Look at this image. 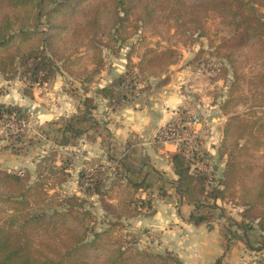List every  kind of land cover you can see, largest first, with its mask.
Returning a JSON list of instances; mask_svg holds the SVG:
<instances>
[{"label":"trees","instance_id":"1","mask_svg":"<svg viewBox=\"0 0 264 264\" xmlns=\"http://www.w3.org/2000/svg\"><path fill=\"white\" fill-rule=\"evenodd\" d=\"M211 18L219 19L215 30ZM145 31L167 35L177 44L219 36L215 51L225 61L221 71L229 87L225 104L237 99L261 116H228L219 146L220 157L227 160L217 183L194 169L185 144L166 153L177 175V193L194 207L190 223H210L213 210L221 208L219 201L233 198L242 219L229 217L223 236L237 235L242 228L248 241V230L255 227L264 235V0H0V72L8 79L21 77L28 96L34 95L35 85L60 72L80 81L83 109L58 128L59 143L67 145L88 132L89 126L80 123L100 126L94 114L96 96L111 105L123 103L139 77L156 76L176 62L179 52L171 42L149 48L133 74L122 73L92 89L105 66V51L117 55L126 41ZM3 117L17 120L28 114L21 106L0 104ZM255 149L263 150L257 165L247 158ZM134 155L130 147L120 162L127 175L111 181V186L125 190L115 198H106L102 178L85 182L87 193L93 191L104 209L117 213V220L100 229L85 198L67 195L58 197L63 203H55L58 198L49 194L40 176L31 182L28 172L21 175L0 167V264H186L170 250L141 249L114 234L121 217L137 216L153 202L151 196L137 195L151 184L130 175L133 166L128 162ZM141 162L137 171L144 172L151 161L147 156ZM37 171L43 175L42 164Z\"/></svg>","mask_w":264,"mask_h":264},{"label":"rangeland","instance_id":"2","mask_svg":"<svg viewBox=\"0 0 264 264\" xmlns=\"http://www.w3.org/2000/svg\"><path fill=\"white\" fill-rule=\"evenodd\" d=\"M209 22L215 30L219 19L211 18ZM168 42L179 52L176 62L156 76L139 77L134 91L128 93V99L123 103L111 105L108 100L96 96L97 108L94 109V114L101 121L100 126L93 128L89 123H80L82 127L89 126L88 132L67 145L59 143L61 131L58 128L66 119L83 109L82 98L85 92L80 81L66 72H60L51 81L35 85L34 95L28 96L24 94L26 83L21 77L8 79L0 72V104L21 106L28 114L27 118L20 117L17 120L0 118V167L21 175L28 172L31 174V182L40 176L48 184L49 194L55 193L57 198L67 195L85 198V207L95 215L93 219L97 222V227H106L109 221L117 220V213L104 209L100 197L93 191L87 193L85 182L93 177L97 180L102 178L106 184L104 190L108 199L123 193L125 190L117 185L111 186V181L125 176L120 162L124 160L130 147L135 150V155L129 159L130 163L127 161L133 166L129 173L135 180H140L147 166L144 172L137 170L142 164V158L147 155L143 154V147L136 144V138L131 137L127 141L119 139L116 128L125 124L128 111L152 106L155 109L163 107L164 102L159 94L180 90L186 93L191 105L179 113L185 115L196 111L202 116L203 128L212 126L206 134H199L191 144L195 157L192 162L198 160L203 163L201 168L193 164L194 169L206 172L214 183L219 182L227 160L226 156L221 158L219 155L222 140L219 131L222 130L223 136L228 116L247 114L246 116L254 118L261 114L251 112V108L257 109L246 103H237V99H231L225 104L229 99V87L221 71L225 61L215 51L219 44L218 35L213 34L211 37L201 38L199 42L186 44H177L173 39L167 38V35H154L150 31L132 36L117 55L109 50L105 51V66L91 88L108 84L122 73L133 74L140 55L149 48H162ZM111 77L114 78L110 80ZM226 111L230 114L225 113ZM177 120L178 115H175L164 125ZM160 143L162 144L158 139L156 144ZM214 144L217 146L215 155L212 153ZM185 147L187 152H191L189 146ZM262 154V149H255L247 158L257 165L258 161L263 160L260 157ZM39 164H42L43 178L38 175ZM216 164L220 168L215 172ZM50 168L55 172L49 171ZM153 177L154 179L147 175L145 179L151 184L148 189L153 195L147 194L146 197L153 198L152 204H146L143 212L137 216L121 217V223L114 226L115 235L141 249L155 252L170 250L186 264H264V235L256 227L248 230V241L244 238L242 228L238 229L237 235L223 236L221 232L223 226L228 228L229 217L242 219L237 199L220 200L221 208L213 210L211 222L189 230V236H185V201L179 198L169 175L165 174L162 181L155 179L157 177L154 174ZM57 181L61 183L55 185ZM55 203L61 204L63 201L58 198ZM169 212L174 215L172 221ZM175 214L184 219L183 224L176 221ZM232 229L236 230V227L233 226ZM198 247L202 248L200 253L195 249Z\"/></svg>","mask_w":264,"mask_h":264},{"label":"crops","instance_id":"3","mask_svg":"<svg viewBox=\"0 0 264 264\" xmlns=\"http://www.w3.org/2000/svg\"><path fill=\"white\" fill-rule=\"evenodd\" d=\"M107 77H109V74ZM113 78L114 77H111L109 79L111 80ZM159 97H161V99L165 103V104L163 103L164 105L162 104L163 107L160 106L159 108L155 109V107L152 106L151 108L146 107L140 110L137 109V110L128 111L127 117L124 120L125 124H121L119 127L116 128V134L117 137L121 140L125 139L127 141L129 138L131 139V137L136 138L137 140L136 144L143 147L142 148L143 154H146L150 158L151 165L147 166V170L142 178H146L148 175L149 178L154 179L153 177L154 174L157 177L155 179L162 181L165 179V174H166L170 176L172 180V184H174L176 187L175 180L177 178V175L173 172L172 165L168 160V154L166 153L167 151L176 150V148L171 144H165V143L162 144L160 143V145L156 144L158 143L157 133L159 129L170 118L177 115L184 108L189 107V105H191V100L187 97L186 93L180 90L171 91L169 94L163 92L159 94ZM209 127L211 128L212 126ZM209 127L207 128L202 127V131L200 132V134L202 135L206 134L210 130ZM219 133L221 139L222 130H220ZM216 149L217 146L214 144L212 147V153L214 155L216 154ZM219 168L220 166L216 164L215 170H219ZM147 194L149 195L152 194L150 189L147 188V189L139 190V195H142V197H146ZM179 198L181 199L180 195ZM171 204L172 203H169V205ZM184 204H185V236L186 234L189 236V230H192L193 228L195 229L205 226V224L197 226L190 223L188 221V218L191 212L193 211V206L188 204L187 202H185ZM173 216H174L173 213L169 212V217L171 221L173 219ZM174 218L176 219L177 222L183 224L184 219L180 218L179 215L176 216L175 214ZM191 248L194 249L193 246ZM195 249H198L199 253L202 250L201 247Z\"/></svg>","mask_w":264,"mask_h":264},{"label":"built area","instance_id":"4","mask_svg":"<svg viewBox=\"0 0 264 264\" xmlns=\"http://www.w3.org/2000/svg\"><path fill=\"white\" fill-rule=\"evenodd\" d=\"M182 114L183 113L177 114V121H171L162 126L157 133V138L162 143L173 145L176 149L183 144L189 146L191 152L188 153L191 156V160L194 161V148H192L191 144L202 131V116L197 112H187L185 115ZM193 164L201 168V164L203 163L197 160L193 162Z\"/></svg>","mask_w":264,"mask_h":264}]
</instances>
